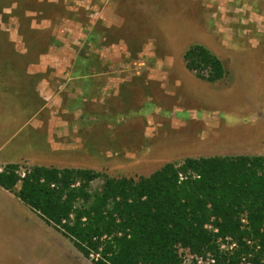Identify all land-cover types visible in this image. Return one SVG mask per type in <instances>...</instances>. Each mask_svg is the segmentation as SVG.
Returning a JSON list of instances; mask_svg holds the SVG:
<instances>
[{
  "label": "rangeland",
  "instance_id": "obj_1",
  "mask_svg": "<svg viewBox=\"0 0 264 264\" xmlns=\"http://www.w3.org/2000/svg\"><path fill=\"white\" fill-rule=\"evenodd\" d=\"M110 1L116 29L97 25L90 38L106 53L115 50V63L99 58L115 67V75L101 77L87 92L74 89V96L60 84L43 89L44 98L60 102L27 122L0 157L19 155L16 164L28 169L80 168L138 178L190 157L264 155V0ZM66 5L57 10L47 1L0 0V101L2 95L10 104L23 101L26 120L46 103L37 85L50 76L29 74L52 42V29L40 18L67 15ZM78 5L85 33L90 10ZM193 45L223 61V80L211 83L186 68L184 54ZM90 60L97 65L98 59ZM13 69L16 74L6 75ZM14 126L0 128V145ZM7 165L0 161V169ZM101 185L96 180L91 189ZM15 190L0 189V264H95ZM186 252V264H193Z\"/></svg>",
  "mask_w": 264,
  "mask_h": 264
},
{
  "label": "trees",
  "instance_id": "obj_2",
  "mask_svg": "<svg viewBox=\"0 0 264 264\" xmlns=\"http://www.w3.org/2000/svg\"><path fill=\"white\" fill-rule=\"evenodd\" d=\"M184 60L208 82L227 75L202 45L191 46ZM19 168L7 165L0 187L12 192L22 182L15 195L85 257L100 252L95 264H182L180 249L211 253L218 264H241L244 255L264 264V155L190 157L138 178L46 166L21 178ZM96 180L102 185L92 190ZM227 237L238 245L233 253L220 251L218 241Z\"/></svg>",
  "mask_w": 264,
  "mask_h": 264
},
{
  "label": "crops",
  "instance_id": "obj_3",
  "mask_svg": "<svg viewBox=\"0 0 264 264\" xmlns=\"http://www.w3.org/2000/svg\"><path fill=\"white\" fill-rule=\"evenodd\" d=\"M39 3L47 1L49 4L53 5L57 10H59V5L61 4H67L65 6V9L67 12V15H48L47 13L41 17L40 19L43 20V25L47 28H51L53 32L52 36V42L47 50V52L42 53L40 55V62L38 65V68H34L30 66L29 68V74H36L38 72H50L49 78L43 77L41 81H39L37 85V90L40 92L39 95L42 97L46 103L42 106V104L39 106V109L37 111H34L33 113H29V120H26V109H25V103L22 101L20 103V100L16 101V103L10 104L9 100H4V95H2V101H0V128L2 130H6L7 128H10L11 124L14 126V131L12 135L7 134L3 139H6L1 145L0 150L2 149V146L6 142H8L11 138H13L17 133L22 131V128L26 127V123L30 122L31 120L36 119L37 115L40 113V111H43L46 107H50L54 105H57L58 102L53 103L52 97L44 98L43 97V89H47L51 87V90H53L54 84H60L59 87L65 90L72 91L70 92V96H74L73 92L74 89H79L81 93L87 92L88 89H90L91 85H95V81H98L100 83L101 77H109V75H115L116 69H114V66L101 65L102 57H108L114 63L116 62V52L114 49L108 50L105 46L102 48L97 44V42H94L92 40L91 34L92 30L97 25L105 26L107 29H116L117 27V21H116V10L113 7L109 9V1L110 0H37ZM81 5L86 6L87 10H90L89 12V22L86 25L90 28L87 32H81V28L83 27L82 21H79L77 18V10L80 8L78 7L79 3ZM111 2V1H110ZM109 3V4H108ZM76 4V5H71ZM97 4H101L99 7ZM58 5V6H57ZM78 5V6H77ZM80 5V6H81ZM62 10V8H61ZM42 14L43 12L38 11H31L29 14L31 16H35L37 14ZM34 22V21H32ZM85 26V25H84ZM34 27H43L38 25L36 23ZM114 33L116 34V30H114ZM113 33V38H115V34ZM85 34V35H84ZM116 41V39H114ZM78 44V45H77ZM80 44V45H79ZM80 46V47H79ZM116 46V45H114ZM114 53V54H112ZM97 60V65H90L86 60ZM90 60V61H91ZM88 63V64H87ZM50 64V65H49ZM9 70V69H8ZM16 69L10 70L6 73V75H9L12 72V75L16 74ZM23 72V71H22ZM21 72V74H22ZM4 73V72H3ZM110 78V81L112 82L114 80ZM114 82V81H113ZM113 82L111 84H113ZM48 85V86H47ZM101 84L98 85L97 89H103L100 88ZM55 87V86H54ZM1 90V89H0ZM17 90H20V86L17 88ZM22 90H25V88H22ZM73 93V94H72ZM16 96V95H14ZM18 96V95H17ZM6 97V96H5ZM52 99V100H51ZM16 100V99H15ZM24 118V119H23ZM37 121V120H36ZM13 156H17L18 158L12 159ZM21 159L19 155H12L9 157H0V161H6L8 164H16L17 160ZM47 167V166H46ZM0 189L3 191L2 187Z\"/></svg>",
  "mask_w": 264,
  "mask_h": 264
},
{
  "label": "built area",
  "instance_id": "obj_4",
  "mask_svg": "<svg viewBox=\"0 0 264 264\" xmlns=\"http://www.w3.org/2000/svg\"><path fill=\"white\" fill-rule=\"evenodd\" d=\"M4 169H0V173L3 172ZM17 174L21 177L24 178L26 176L27 173H29L28 168H23L20 167L19 170L16 171ZM76 185H79V183H77ZM71 220H73V215H71ZM244 221V220H243ZM65 223V221H63ZM245 222V221H244ZM209 229H211L212 227L209 226ZM215 232H217V230H215ZM219 243V247H220V251L224 252V253H233L238 245L236 243V241H234L232 238L227 237L224 240L220 239L218 241ZM248 244L252 245L251 241H248ZM184 251L186 252V257L187 258H191V261L193 262V264H218L214 258V256L211 253H207L205 256L203 255H196V254H192L188 249H180V255L183 259V263L182 264H186V259H185V255H184ZM190 255H188V254ZM101 258V254L100 252H92L90 254V261L91 262H97L99 259ZM250 255L247 256H242L241 258V264H251L250 260H249Z\"/></svg>",
  "mask_w": 264,
  "mask_h": 264
},
{
  "label": "water",
  "instance_id": "obj_5",
  "mask_svg": "<svg viewBox=\"0 0 264 264\" xmlns=\"http://www.w3.org/2000/svg\"><path fill=\"white\" fill-rule=\"evenodd\" d=\"M21 185H22V182L19 183L18 187L21 188ZM19 188H18V189H19ZM14 190H15V189H14ZM17 192H18V190H15V191H14V194L17 193Z\"/></svg>",
  "mask_w": 264,
  "mask_h": 264
}]
</instances>
